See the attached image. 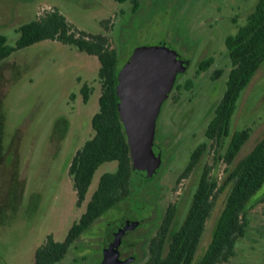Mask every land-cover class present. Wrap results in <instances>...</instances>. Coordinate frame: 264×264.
<instances>
[{"label":"rangeland","instance_id":"374dc122","mask_svg":"<svg viewBox=\"0 0 264 264\" xmlns=\"http://www.w3.org/2000/svg\"><path fill=\"white\" fill-rule=\"evenodd\" d=\"M256 2L139 0L134 11L129 0H0V33L9 44L17 39L19 24L56 8L76 28L105 35L108 46L118 51V66L136 47L162 40L190 58L156 121L155 143L161 152L157 172L149 178L134 174L130 196L90 225L56 264H101L103 241L124 219L140 224L123 237L119 250L125 256L136 254L126 264H143L166 208L174 207V225L182 221L203 165H210L209 175L221 181L226 169L264 135L263 62L241 92L231 118L230 133L248 134L231 165L223 161L224 149L205 136L230 69L225 38L246 21ZM208 58L210 66L197 71L198 62ZM98 67L96 56L56 40L36 42L0 63V264H34V251L46 236L63 240L100 175L116 169L115 161L98 166L84 202L77 205L68 167L93 134L91 116L101 93ZM83 83L88 86L87 101L80 93ZM203 142L207 148L198 164L180 177L190 153ZM251 202L246 233L237 240L234 256L221 264H257V258L264 257V183ZM222 205L221 195L206 221L197 257L210 241Z\"/></svg>","mask_w":264,"mask_h":264},{"label":"trees","instance_id":"16d2710c","mask_svg":"<svg viewBox=\"0 0 264 264\" xmlns=\"http://www.w3.org/2000/svg\"><path fill=\"white\" fill-rule=\"evenodd\" d=\"M129 1L132 9L137 10L139 0ZM15 30L18 37L13 44H9L7 36L0 33V63L14 52L42 40L73 45L81 52L96 56L99 62L97 75L101 93L98 96V110L91 116L93 134L76 150L68 167L77 205L84 202L98 166L115 161L116 169L100 175L84 211L68 228L63 240L57 241L48 234L35 249L34 264H56L90 225L110 208L127 199L132 192L134 173L115 102V80L121 66H118V51L108 46L105 35L76 28L56 8L19 24ZM225 45L230 69L224 92L206 126L205 136L214 141L218 148L224 149L222 158L229 166L248 136L246 130L229 132L232 115L241 92L264 62V0H257L246 21L238 26L234 34L225 38ZM211 63L212 58L200 61L197 71L207 69ZM80 93L82 99L87 101L86 83L80 87ZM206 148L207 144L203 142L192 150L180 177H185L198 164ZM210 169V165H203L190 204L177 229L173 205L166 208L157 231L148 241L147 259L143 264H220L234 253L236 239L246 232L247 210L253 206L252 198L264 183V135L245 157L231 169H226L227 174L221 181L209 175ZM221 195L223 205L210 241L197 257L206 221L217 197Z\"/></svg>","mask_w":264,"mask_h":264},{"label":"water","instance_id":"95a60500","mask_svg":"<svg viewBox=\"0 0 264 264\" xmlns=\"http://www.w3.org/2000/svg\"><path fill=\"white\" fill-rule=\"evenodd\" d=\"M189 63V57H182L162 40L156 45L136 47L117 73L116 109L126 136L131 169L137 176L149 178L158 170L161 152L155 143L156 121ZM139 224V220L124 219L111 228L102 244L101 264L134 261L136 254L122 259L119 247L123 237Z\"/></svg>","mask_w":264,"mask_h":264},{"label":"flooded vegetation","instance_id":"af4514ba","mask_svg":"<svg viewBox=\"0 0 264 264\" xmlns=\"http://www.w3.org/2000/svg\"><path fill=\"white\" fill-rule=\"evenodd\" d=\"M228 57H229V56H228ZM201 61H202V60H201ZM199 62H200V61H199ZM199 62H198V63H199ZM197 66H198V64H197ZM205 70H206V69H205ZM176 86H177V85L175 84L174 88H175ZM174 88H173V89H174ZM173 89H172V90H173ZM171 92H172V91H171ZM217 218H218V217H217ZM217 218H216V220H217ZM207 220H208V219H207ZM182 221H183V219H182ZM182 221H181V222H182ZM181 222H180L179 224L175 225V228H176V229L180 226ZM248 224H249V223H248ZM247 226H248V225H247ZM246 230H247V227H246ZM245 233H246V232H245ZM244 235H245V234H244ZM244 235H243V236H244ZM243 236L237 238L236 241H235V244H236L237 240H238V239H241ZM122 241H123V239H122ZM122 241H121V243H122ZM120 245H121V244H120ZM207 245H208V244H207ZM206 247H207V246H206ZM204 250H205V249H204ZM263 250H264V248H263ZM120 253H121V258H122V259H124V258H126V257L129 256V255H126V256L123 255L121 251H120ZM131 254H132V253H131ZM234 254H235V248H234V253L229 257V259L232 258V257L234 256ZM229 259H228V260H229ZM228 260H227V261H228ZM227 261H224V262H222V263H225V262H227ZM263 262H264V257H263V256L257 258V264H262ZM220 264H221V263H220Z\"/></svg>","mask_w":264,"mask_h":264}]
</instances>
